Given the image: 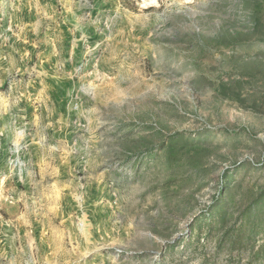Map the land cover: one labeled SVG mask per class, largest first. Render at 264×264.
Instances as JSON below:
<instances>
[{
    "label": "rangeland",
    "instance_id": "obj_1",
    "mask_svg": "<svg viewBox=\"0 0 264 264\" xmlns=\"http://www.w3.org/2000/svg\"><path fill=\"white\" fill-rule=\"evenodd\" d=\"M263 186L264 0H0V264H245Z\"/></svg>",
    "mask_w": 264,
    "mask_h": 264
},
{
    "label": "trees",
    "instance_id": "obj_2",
    "mask_svg": "<svg viewBox=\"0 0 264 264\" xmlns=\"http://www.w3.org/2000/svg\"><path fill=\"white\" fill-rule=\"evenodd\" d=\"M217 208H219V206L215 207L214 209ZM219 214L220 222H222V225L226 224V222L228 221V214L224 207L219 211ZM237 219H240L242 226L237 233L230 232L227 234L232 235V238L229 241L230 245L232 247H235L237 244H242L243 241H247V244H249V242H253V246L248 251L249 256L245 260V264H264V186L260 190L259 195L251 202L250 206L246 208ZM247 222L249 224H252V227L249 237L244 239V232ZM199 226L200 225L198 223L192 224L190 235L195 229H198ZM258 235H260L259 237H261L262 235L263 243L259 246H256L259 240ZM226 237L227 236H224L219 240V246H223Z\"/></svg>",
    "mask_w": 264,
    "mask_h": 264
}]
</instances>
